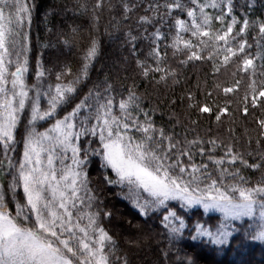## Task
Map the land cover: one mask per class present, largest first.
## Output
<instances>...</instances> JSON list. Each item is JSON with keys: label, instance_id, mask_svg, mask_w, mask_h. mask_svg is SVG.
<instances>
[{"label": "snow or ice", "instance_id": "obj_1", "mask_svg": "<svg viewBox=\"0 0 264 264\" xmlns=\"http://www.w3.org/2000/svg\"><path fill=\"white\" fill-rule=\"evenodd\" d=\"M37 9L0 0V264L264 246V0H59L35 51Z\"/></svg>", "mask_w": 264, "mask_h": 264}, {"label": "trees", "instance_id": "obj_2", "mask_svg": "<svg viewBox=\"0 0 264 264\" xmlns=\"http://www.w3.org/2000/svg\"><path fill=\"white\" fill-rule=\"evenodd\" d=\"M59 0H37L38 4V9L35 13V17L33 20V25L31 29V34H32V39H33V45H34V50L38 51L39 45L38 41L41 40H46V39H51L54 42V37L46 31V24H45V13H51L52 11V6L57 4ZM242 2V0H240ZM50 19L55 20L56 22L59 21V17L52 18ZM49 27L51 24L48 25ZM34 51V54H35ZM59 56V53L57 52L56 49H47L45 50V59L46 62H54ZM73 60H75V57H72ZM206 69L202 70L205 71ZM230 71V70H229ZM202 74V73H201ZM195 79V77H193ZM221 79H230V77L227 75V72L224 73L223 76H221ZM179 91V90H177ZM206 127V125L202 126L201 131H203V128ZM90 175L95 178L97 175L95 166L89 169ZM119 191V189L112 188L109 186L106 189V203L109 205V207H112L116 210L117 212V218L113 220L112 226L114 230L119 234L120 232V222L123 218H127L128 220H132L133 223L136 222V209L131 205V203L125 199H123L122 196L116 195V193ZM196 212L197 215L203 212V209L199 210H193ZM218 213H209L208 216L211 217H218ZM208 216L205 217V219H208ZM190 244L195 245L197 242H189ZM256 246L247 251V254L243 257H238L234 251H228L226 254L225 253H215L211 251H206L200 254L198 257L199 259V264H229L230 261L234 259H243L248 262V264H264V246H261L259 242H255ZM189 251L193 253V255H196L197 249L190 248Z\"/></svg>", "mask_w": 264, "mask_h": 264}]
</instances>
